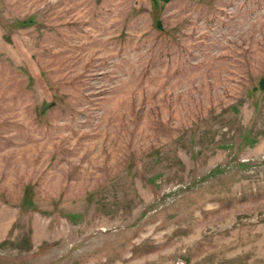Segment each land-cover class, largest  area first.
<instances>
[{
	"label": "rangeland",
	"instance_id": "374dc122",
	"mask_svg": "<svg viewBox=\"0 0 264 264\" xmlns=\"http://www.w3.org/2000/svg\"><path fill=\"white\" fill-rule=\"evenodd\" d=\"M0 264H264V0H0Z\"/></svg>",
	"mask_w": 264,
	"mask_h": 264
}]
</instances>
